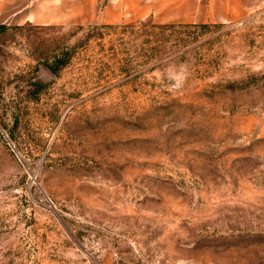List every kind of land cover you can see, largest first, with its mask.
Masks as SVG:
<instances>
[{
  "label": "rangeland",
  "instance_id": "1",
  "mask_svg": "<svg viewBox=\"0 0 264 264\" xmlns=\"http://www.w3.org/2000/svg\"><path fill=\"white\" fill-rule=\"evenodd\" d=\"M49 6L0 23V264H264V1L217 24Z\"/></svg>",
  "mask_w": 264,
  "mask_h": 264
},
{
  "label": "crops",
  "instance_id": "2",
  "mask_svg": "<svg viewBox=\"0 0 264 264\" xmlns=\"http://www.w3.org/2000/svg\"><path fill=\"white\" fill-rule=\"evenodd\" d=\"M264 0H0V23L7 22V12L24 11L25 21H37V5H50L54 22L78 25L116 26L146 19L217 24L233 21L254 10ZM18 9V10H16ZM39 11V10H38ZM14 20V19H11ZM51 22L40 21L38 24Z\"/></svg>",
  "mask_w": 264,
  "mask_h": 264
}]
</instances>
